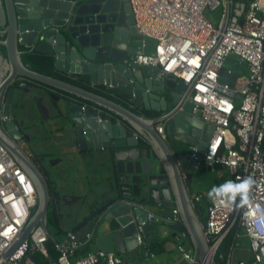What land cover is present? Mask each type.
Masks as SVG:
<instances>
[{
  "label": "water",
  "instance_id": "1",
  "mask_svg": "<svg viewBox=\"0 0 264 264\" xmlns=\"http://www.w3.org/2000/svg\"><path fill=\"white\" fill-rule=\"evenodd\" d=\"M133 20L126 0H0V47L5 53L0 49V144L27 174L38 196L29 222L4 258L36 226L47 234L46 248L50 243L61 245L47 227V212L54 203L61 218V201L66 196L55 189L56 174L47 171L45 176L41 170L45 161L35 162L21 146L28 144L31 121L27 113L36 101L28 85H15L25 78L74 96L65 103L66 115L61 106L53 108L64 122L60 141L65 145L71 139L84 154V162L100 159L96 164L105 169L99 195L83 199L64 215L76 249L94 246L121 255L138 247L139 232L146 243L168 235L176 242L191 241L193 264L204 260L207 243L189 191L195 173L225 168L216 162L207 165L202 159L214 128L191 114L189 85L162 74L157 66L134 62L137 55H152L155 41L139 35ZM20 46L53 56L56 71L105 86L132 108L29 70L20 60ZM236 61L231 55L225 59L227 64ZM245 66L239 62V67ZM227 73L223 66L220 83H228ZM236 77L232 74V80ZM158 124L164 127L163 137L155 129ZM186 147H194L195 156ZM175 207L180 221L173 220ZM147 213L164 223H148ZM146 243L141 246L143 256L148 255Z\"/></svg>",
  "mask_w": 264,
  "mask_h": 264
},
{
  "label": "built area",
  "instance_id": "2",
  "mask_svg": "<svg viewBox=\"0 0 264 264\" xmlns=\"http://www.w3.org/2000/svg\"><path fill=\"white\" fill-rule=\"evenodd\" d=\"M126 3L135 31L155 41L153 54L137 55L134 62L157 66L162 74L190 86L191 114L214 128L202 159L207 165L223 164L232 177V188L210 196L206 205L200 226L207 251L197 264H264V0ZM214 11L217 20L209 18ZM230 55L236 63H225ZM242 61L246 63L243 73L233 68ZM223 66L232 86L218 81ZM232 74L237 75L234 80ZM20 80V86L28 81ZM89 86L108 91L105 86ZM155 129L163 137V125ZM190 155L195 156L194 147ZM37 197L32 181L0 144V264H35L34 252L48 258L49 264H123L120 255L99 250L73 257L77 242L70 232L65 243L55 244L58 257L51 260L45 246L48 237L41 226L4 258L29 222ZM199 199L198 195L194 201ZM172 214L173 220H181L177 208ZM146 219L148 223L158 220L152 213ZM234 225L240 232L223 253L222 242ZM136 241L144 245L139 232ZM175 250L187 264L194 263L193 248L177 243Z\"/></svg>",
  "mask_w": 264,
  "mask_h": 264
},
{
  "label": "crops",
  "instance_id": "3",
  "mask_svg": "<svg viewBox=\"0 0 264 264\" xmlns=\"http://www.w3.org/2000/svg\"><path fill=\"white\" fill-rule=\"evenodd\" d=\"M62 73L70 79L81 80L71 74ZM19 81H21L19 79ZM83 81V80H81ZM85 82V81H83ZM91 85L93 83H87ZM28 85L33 96H35V102H32L30 109L27 113V120L30 122V128L27 130L29 134V141L27 144H22L26 154L30 156L35 162H39L40 159L45 161L46 159L54 158L55 160L51 165L48 166L47 171L50 173L56 174L55 189L57 192L66 196V200L61 203V210H72L74 206H78L80 201L89 197H97L98 192L101 189L102 182L106 179L105 169L102 164L97 165L96 163L100 161H94V163H86L82 160L84 154L78 151L77 146L70 139L67 144L64 145V142L60 141L63 137L64 122L57 114L54 112L53 108L57 105L61 106L65 115V103L68 100H72L74 96L70 94L61 93L59 90H53L43 85H35L33 83L26 84ZM51 94H53L51 96ZM111 94V92H110ZM159 96H163L161 92L157 93ZM115 99L122 101L125 105L132 108L130 104L123 101L118 95L111 94ZM55 97L57 99H55ZM136 113L141 114L138 110H135ZM142 115V114H141ZM142 143V139H139ZM28 146V147H26ZM188 152H191V147H186ZM39 164V163H38ZM115 169V166H113ZM48 172L45 173L48 174ZM229 171L224 169L211 170V171H199L194 174V181L191 185L189 191V196L192 202L195 203L194 214L196 218L201 219V223L204 221L206 214V205L209 201L210 196L225 192L232 188L233 182L232 177L229 178ZM200 196L198 201H194L196 196ZM70 196L76 197V199H71ZM177 208V207H175ZM56 212V211H55ZM62 212V211H61ZM57 214V212H56ZM58 217V216H57ZM61 222L66 226V236L62 242L63 244L66 241L67 233L69 232L68 226L69 223L65 221L66 219L62 215ZM159 225L164 223L161 220L155 221ZM200 223V224H201ZM144 244L147 242L146 237H142ZM160 240H164V252L159 255H155L148 252L147 256H143V253L140 255L143 257L142 264H149L148 258L150 256H156L159 259V264H171L173 260V250H175V245L177 243H183L184 245L193 248L191 241L180 240L174 241L169 235L160 237ZM56 240V239H55ZM159 240V241H160ZM157 242V241H154ZM136 249L141 250V246H138ZM97 250L94 246L89 247V251ZM142 252V250H141ZM176 252V250H175ZM84 252L83 254H85ZM128 253V252H125ZM177 253V252H176ZM116 254V253H115ZM179 257V258H178ZM177 258L179 259L177 264H187L184 260L180 258V255L177 253ZM123 264H138L136 261L133 263H123Z\"/></svg>",
  "mask_w": 264,
  "mask_h": 264
},
{
  "label": "trees",
  "instance_id": "4",
  "mask_svg": "<svg viewBox=\"0 0 264 264\" xmlns=\"http://www.w3.org/2000/svg\"><path fill=\"white\" fill-rule=\"evenodd\" d=\"M0 39H3V36H0ZM0 49H1L2 54H5L4 49L2 47H0ZM18 49L21 51L20 60H21L22 64L25 67H27L29 70L37 71V73L47 75V76H51V77H54L57 79H62L64 81L75 84L79 87H82L86 90L87 89L92 90V91H94V92H96L102 96H105L109 99L117 101V99H115L110 94V92H108L106 90L105 91L96 90L94 88H91L88 84H86L85 82H83L81 80L70 79L66 75H64L62 73L61 74L58 73L54 68L53 56L48 55V54L36 53L32 50H29V48H27V47L20 46ZM25 82H26V84L33 83L29 80L25 81ZM19 84H20L19 80L15 82L16 86ZM63 93H65V92H63ZM261 147L264 150V138H263V142L261 144ZM48 166L49 165L46 164L45 166L42 165L40 168L43 172L46 171V173H47ZM55 211H56V209L54 206H50L48 208L47 227H48L49 231L52 233V235L54 236V238H59V236L65 237L66 236V226L63 224V222H61V219L59 220V218L57 217V214H56L57 211L56 212ZM238 232H240V227H238L237 225H234L227 232V234L224 237V241L222 242L223 245L221 247V251L223 253L226 252L227 245L233 240V238H236L235 235ZM164 243H165L164 240H160L157 242H149V243H146V247H147V250L149 253L159 255V254H162L164 252ZM88 250H89V247H87V246H84L82 248H77L74 250L73 257L81 256L84 252L87 253ZM47 252H48L49 259H51V260H55L58 257V252L55 249L54 243H50L49 247L47 248ZM141 253H142L141 250H138L135 248V249L129 251L128 253L121 254L120 257L122 258L123 263H133L134 261H136L138 264H142V261H143L142 258L143 257L140 255ZM33 257H34L35 264H49L48 258L43 256L40 252H34ZM97 264H100V263H97Z\"/></svg>",
  "mask_w": 264,
  "mask_h": 264
},
{
  "label": "rangeland",
  "instance_id": "5",
  "mask_svg": "<svg viewBox=\"0 0 264 264\" xmlns=\"http://www.w3.org/2000/svg\"><path fill=\"white\" fill-rule=\"evenodd\" d=\"M209 15V18H211L212 20H217L218 19V12L217 11H214V12H210V14H208ZM233 68L236 70H240V72L241 73H243V72H245V68H242V67H235V66H233ZM55 159L54 158H48V159H46L45 160V164H47V165H51L52 163H53V161H54ZM229 178L231 179V175H229ZM58 242H62L63 240H64V237H62V236H59V238H55ZM173 252H174V256H173V260H172V262H171V264H177L176 262L179 260L178 258H177V253L175 252V250H173ZM148 263L149 264H159V259H158V257H156V256H150L149 258H148Z\"/></svg>",
  "mask_w": 264,
  "mask_h": 264
},
{
  "label": "flooded vegetation",
  "instance_id": "6",
  "mask_svg": "<svg viewBox=\"0 0 264 264\" xmlns=\"http://www.w3.org/2000/svg\"><path fill=\"white\" fill-rule=\"evenodd\" d=\"M29 144V143H28ZM27 144V145H28ZM26 147H28V146H26ZM29 148V147H28ZM59 201H61V199L59 198ZM63 201H61V203H62ZM80 202H82V201H80ZM60 203V202H59ZM55 204L54 203H50V206H54ZM55 208H56V206H55ZM61 208H62V206H61ZM61 208H60V214H61V216L63 215H65L66 214V212L68 211V210H61ZM62 211V212H61Z\"/></svg>",
  "mask_w": 264,
  "mask_h": 264
}]
</instances>
